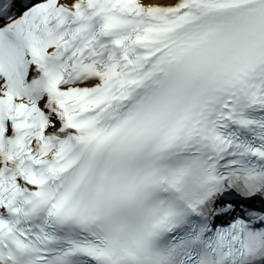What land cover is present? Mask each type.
Here are the masks:
<instances>
[{
  "label": "snow or ice",
  "instance_id": "6c2138e0",
  "mask_svg": "<svg viewBox=\"0 0 264 264\" xmlns=\"http://www.w3.org/2000/svg\"><path fill=\"white\" fill-rule=\"evenodd\" d=\"M0 264H264V0H0Z\"/></svg>",
  "mask_w": 264,
  "mask_h": 264
}]
</instances>
